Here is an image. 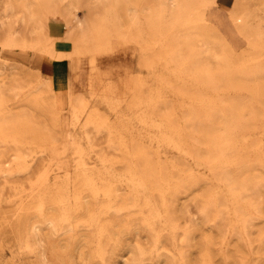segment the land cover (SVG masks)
Listing matches in <instances>:
<instances>
[{"label": "rangeland", "instance_id": "374dc122", "mask_svg": "<svg viewBox=\"0 0 264 264\" xmlns=\"http://www.w3.org/2000/svg\"><path fill=\"white\" fill-rule=\"evenodd\" d=\"M240 2L0 0V264H264V0Z\"/></svg>", "mask_w": 264, "mask_h": 264}, {"label": "crops", "instance_id": "0c3cea01", "mask_svg": "<svg viewBox=\"0 0 264 264\" xmlns=\"http://www.w3.org/2000/svg\"><path fill=\"white\" fill-rule=\"evenodd\" d=\"M239 1H241V0H214V5L219 10L230 11L229 9L232 8L231 11H233L234 10V6H236V5L241 3ZM237 2H239V3L237 4ZM61 28H62L61 23L59 21H56V20L49 21L48 24H47L48 34L52 35V37L61 35L62 31H64ZM0 51H1V49H0ZM54 52H55V54L57 56H59V58L64 56L62 52L56 51L55 49H54ZM66 52L68 53V51H66ZM49 66L51 67V70H53V71L57 70V71H61L62 72L64 64L59 63L58 61H55V59H53V60L50 61V65Z\"/></svg>", "mask_w": 264, "mask_h": 264}, {"label": "bare ground", "instance_id": "6f19581e", "mask_svg": "<svg viewBox=\"0 0 264 264\" xmlns=\"http://www.w3.org/2000/svg\"><path fill=\"white\" fill-rule=\"evenodd\" d=\"M41 2V1H40ZM39 2V3H40ZM240 2V1H239ZM239 2H237V4L239 3ZM45 7V4L43 3V2H41V5H40V7L38 6L37 8H32V7H29V10H27V14H28V19L29 20H32V21H36V18H33L35 15H38L37 13H39L41 10H42V8H44ZM27 8V7H26ZM230 11L232 10V8H230L229 9ZM58 39H60V38H58Z\"/></svg>", "mask_w": 264, "mask_h": 264}]
</instances>
